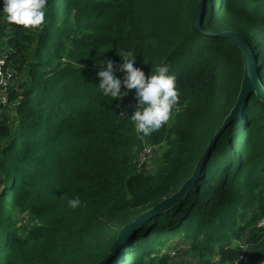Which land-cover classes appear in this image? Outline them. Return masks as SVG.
<instances>
[{
	"label": "trees",
	"instance_id": "obj_1",
	"mask_svg": "<svg viewBox=\"0 0 264 264\" xmlns=\"http://www.w3.org/2000/svg\"><path fill=\"white\" fill-rule=\"evenodd\" d=\"M199 2L47 0L37 29L0 14V60L15 78L0 101V264H100L125 225L180 189L241 91L242 50L212 34L248 42L264 87V0H207L206 34L194 27ZM128 51L146 76L167 64L176 78L179 102L148 136L119 116L134 111V89L117 102L98 87L104 59L119 65ZM145 146L162 149L151 172L136 161ZM76 195L81 205L72 209ZM262 217L264 101L253 92L198 184L110 264H178L175 242L197 264H229L239 256L231 245L244 241L264 264Z\"/></svg>",
	"mask_w": 264,
	"mask_h": 264
},
{
	"label": "clouds",
	"instance_id": "obj_2",
	"mask_svg": "<svg viewBox=\"0 0 264 264\" xmlns=\"http://www.w3.org/2000/svg\"><path fill=\"white\" fill-rule=\"evenodd\" d=\"M0 14L10 24L23 29H37L45 23L47 0H2ZM119 65L111 59H104L101 70L97 72L98 87L103 96L120 102L128 95L127 89H134L136 106L129 116L126 109L121 108L119 116L130 119L134 129L143 136L159 130L169 119L179 102L176 78L169 74L167 64H159L146 76L138 66L136 55L125 52ZM123 73L122 77L116 72ZM122 85L125 91H122ZM68 207L77 209L81 205L79 195L67 201Z\"/></svg>",
	"mask_w": 264,
	"mask_h": 264
},
{
	"label": "water",
	"instance_id": "obj_3",
	"mask_svg": "<svg viewBox=\"0 0 264 264\" xmlns=\"http://www.w3.org/2000/svg\"><path fill=\"white\" fill-rule=\"evenodd\" d=\"M207 0H200L197 10L194 13V27L197 31L206 34L203 29V18L206 11ZM212 37H223L230 39L236 46H238L244 57V75L241 86L240 95L238 100L226 116L223 125L212 137L208 145L206 146L201 158L195 165L191 177L180 187V189L173 194L171 197L166 198L159 203L155 204L151 208H148L142 212L136 219L125 225L112 246L111 253L104 258L100 264H110L112 260L117 255L119 248L145 223H147L154 216L160 215L165 211L175 207L179 204L188 193H190L193 188L198 184L200 177L202 175L204 166L209 160L214 148L216 147L219 139L225 132V130L230 126L231 122L235 120L241 113L244 103L247 101L249 96L256 92L257 95L264 101V87L260 81V74L258 70L257 58L254 55L253 49L250 47L248 42L236 32H222L217 34H212Z\"/></svg>",
	"mask_w": 264,
	"mask_h": 264
},
{
	"label": "built area",
	"instance_id": "obj_4",
	"mask_svg": "<svg viewBox=\"0 0 264 264\" xmlns=\"http://www.w3.org/2000/svg\"><path fill=\"white\" fill-rule=\"evenodd\" d=\"M14 73L13 71L4 66V62L0 60V101L3 103H7L8 92L10 87L14 83ZM155 147L153 146H145L138 154H137V164L138 168L141 170H145V166L150 164L152 155L154 153ZM257 228H261L264 230V217L260 218ZM231 248L238 250L239 256L229 264H256L255 260L251 257V246L244 241L242 243H234L231 245Z\"/></svg>",
	"mask_w": 264,
	"mask_h": 264
},
{
	"label": "rangeland",
	"instance_id": "obj_5",
	"mask_svg": "<svg viewBox=\"0 0 264 264\" xmlns=\"http://www.w3.org/2000/svg\"><path fill=\"white\" fill-rule=\"evenodd\" d=\"M1 98V96H0ZM161 152L162 149L161 148H155L154 153L152 155L150 164L148 166H145V171L151 172L155 169V167L157 166V163L160 160V156H161ZM139 213V211H138ZM137 213V214H138ZM134 217V216H133ZM29 221V218L27 216L23 217V222L25 223ZM25 231V230H24ZM172 245V244H171ZM171 252L172 253H177L178 250V254H177V258H176V262L178 264H197L195 262V260H193L192 258H190L185 252L187 250L186 246H184L182 243H173L172 247H171Z\"/></svg>",
	"mask_w": 264,
	"mask_h": 264
}]
</instances>
